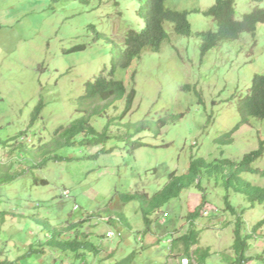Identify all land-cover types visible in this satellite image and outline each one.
<instances>
[{
    "label": "rangeland",
    "instance_id": "rangeland-1",
    "mask_svg": "<svg viewBox=\"0 0 264 264\" xmlns=\"http://www.w3.org/2000/svg\"><path fill=\"white\" fill-rule=\"evenodd\" d=\"M145 2L0 0L3 257L17 260L34 245L42 252L18 264H120L131 254L133 260L127 264H199L197 245L186 253L184 245L175 242L197 230L203 263L231 264L239 214L243 233L252 235L247 255L253 259L248 264H264V224L253 231L264 220V202H250L236 191V181L229 187L228 170L225 174L204 169L197 179L200 184L190 185L151 215L150 228L140 200H123L126 193L154 195L173 171L187 174L196 157L239 162L259 148L264 119L255 117L232 134V143L221 145L215 139L240 123L238 102L248 94L254 75H264V23L255 34L222 40L202 56L199 32L217 30L214 18L203 12L216 0H168V7L189 11L191 35L176 33L173 23L166 22L169 39L159 52L145 47L129 67L118 69L116 78L125 82L128 92L135 87L137 96L123 118L119 116L126 98L108 114L92 117L99 132L116 117L109 138L88 142L92 136L81 134L73 138L75 144L57 146L64 132L57 129L67 128L79 115L86 82L110 70L127 34L144 27L140 11ZM234 3L239 20L264 8V0ZM77 46L82 48L73 50ZM37 109L40 115L32 124ZM85 137L88 140L82 143ZM57 155L64 158L56 160ZM252 167L264 170V145ZM240 176L264 186L261 173ZM226 197L236 212L228 209ZM59 230L61 238L91 240L101 253L86 251L89 256L74 259L70 253L40 245Z\"/></svg>",
    "mask_w": 264,
    "mask_h": 264
},
{
    "label": "trees",
    "instance_id": "trees-1",
    "mask_svg": "<svg viewBox=\"0 0 264 264\" xmlns=\"http://www.w3.org/2000/svg\"><path fill=\"white\" fill-rule=\"evenodd\" d=\"M60 1V0H53ZM81 2H88V0H80ZM168 0H146L144 6L140 11V16L144 21V27L141 31L136 32L131 30L124 39V46L121 52L112 59V67L110 70L104 69L102 73L94 80H88L85 84V93L80 96L77 108L78 116L73 119L70 126L65 128L61 126L57 132L64 129L61 133V138L58 139L57 146L63 144H75L73 138L78 135L85 134L86 137L92 136L88 142H103L109 138L112 133L111 124L116 117L109 119L106 130L99 132L98 129L91 123L92 117L104 116L108 114L111 107L118 108V101L126 98L125 109L119 118L125 117L133 108L134 101L137 96L135 87L128 92L127 86L123 80L116 78V73L120 68H127L132 63L135 57H140L145 47H149L154 52H159L163 43L169 39V33L166 29V22H171L174 25L176 33L184 36H190L192 33V25L189 20V11L176 10L167 6ZM261 1V0H257ZM206 16L214 18L217 24V30H208L199 32L202 37L203 43L201 45L202 56L206 55L208 51L216 47L222 40H234L240 37L244 32L256 33L257 27L260 23H264V8H256L252 12L246 13L241 20L236 18L234 0H216L215 4L203 12ZM81 46L75 47L73 50L81 49ZM84 48V47H83ZM43 106L41 101L39 109ZM238 109L241 113V121L233 130L222 133L215 140L218 144H230L233 141L232 134L239 129V127L248 122L250 117L264 119V75L255 74L252 84L249 88L248 94L238 102ZM40 115V110L37 109L33 113L31 123H36ZM143 129V126L138 127L137 131ZM65 138V141L63 139ZM264 141L260 143L258 149L246 153L243 158L237 162L229 158L220 160L207 161L204 157H196L191 161L190 169L185 175H177L175 171L170 174V180L164 188L156 192L154 195L147 193L137 192L134 194L126 193L123 195V200L129 201L138 198L140 200L141 210L144 216L147 228H150L153 220L151 215L162 210L163 206L173 198L180 197L182 191L193 184H200L197 182L199 174L205 171L212 170V172L228 173V186L231 187L232 183L236 181V191L244 194L247 199L255 203L256 201L264 202V186H257L242 180L240 173L253 171L261 173L264 176V170L254 169L252 164L254 161L263 155ZM106 151L105 149H103ZM64 158L63 156H55V159ZM225 173V174H226ZM9 179L10 177H6ZM3 179H0L2 182ZM44 182H46L44 180ZM240 183V184H239ZM227 202L230 201L226 197ZM228 209L236 212L235 207L228 202ZM109 213H112L108 210ZM1 213V211H0ZM199 212L191 213V217L199 214ZM4 219H2V223ZM264 224V220L257 226L253 227L256 232ZM243 221L238 214L237 225L235 227V240L233 243V250L235 257L231 264H248L253 259L252 256L247 255L249 250V240L252 235L249 233L244 234L242 231ZM68 228L63 227L61 230ZM2 225H0L1 233ZM61 230L55 231L50 237L40 245H48L60 249L64 253H70L75 258H86L85 252L97 256L101 253L98 245L89 239H82L75 237L73 239L61 238ZM179 241L184 245L186 253L190 252L192 246L200 241V233L197 230H192L189 233L177 237L175 242ZM32 245L28 252L17 260H11L3 257L0 251V264H18L19 260L27 259L41 253L42 251ZM198 253L199 264H204L205 254L202 253L201 248L195 250ZM134 254H131L127 259H124L120 264H127L129 260H133Z\"/></svg>",
    "mask_w": 264,
    "mask_h": 264
},
{
    "label": "clouds",
    "instance_id": "clouds-1",
    "mask_svg": "<svg viewBox=\"0 0 264 264\" xmlns=\"http://www.w3.org/2000/svg\"><path fill=\"white\" fill-rule=\"evenodd\" d=\"M66 194H68V192H67ZM110 232H112V234L114 233L113 231H109V233H110ZM110 235H111V234H110ZM196 245L198 246V244H196Z\"/></svg>",
    "mask_w": 264,
    "mask_h": 264
},
{
    "label": "built area",
    "instance_id": "built-area-1",
    "mask_svg": "<svg viewBox=\"0 0 264 264\" xmlns=\"http://www.w3.org/2000/svg\"><path fill=\"white\" fill-rule=\"evenodd\" d=\"M109 234H112V232H110Z\"/></svg>",
    "mask_w": 264,
    "mask_h": 264
}]
</instances>
